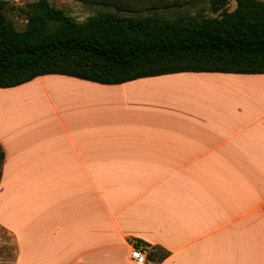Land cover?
<instances>
[{"label": "crops", "instance_id": "obj_1", "mask_svg": "<svg viewBox=\"0 0 264 264\" xmlns=\"http://www.w3.org/2000/svg\"><path fill=\"white\" fill-rule=\"evenodd\" d=\"M0 103L14 264H139L134 242L146 264H264V73L45 74Z\"/></svg>", "mask_w": 264, "mask_h": 264}, {"label": "trees", "instance_id": "obj_2", "mask_svg": "<svg viewBox=\"0 0 264 264\" xmlns=\"http://www.w3.org/2000/svg\"><path fill=\"white\" fill-rule=\"evenodd\" d=\"M94 1L120 12L78 21L51 0H37L20 7L28 20L19 30L6 12L9 1L0 0V87L45 74L119 84L179 72L264 73V0H210L215 16L173 19L122 11L181 7L194 0ZM4 157L0 143V165Z\"/></svg>", "mask_w": 264, "mask_h": 264}, {"label": "rangeland", "instance_id": "obj_3", "mask_svg": "<svg viewBox=\"0 0 264 264\" xmlns=\"http://www.w3.org/2000/svg\"><path fill=\"white\" fill-rule=\"evenodd\" d=\"M6 12L8 17L12 19L19 30H24L27 26L28 15L20 9V7L26 6L31 2L37 0H8ZM51 2L58 8L64 9L67 13L75 17L78 21H84L88 17L102 11L106 12H120L119 9L103 5L94 0H51ZM235 3L232 1L229 8L233 9ZM128 15H143L144 14H157L168 18H177L184 14H192L200 17L203 16H215L216 13L213 10V5L210 0H194L193 2L181 7H162L157 10H138L134 12H124ZM0 106L1 103H0ZM1 109V107H0ZM9 238V237H8ZM15 247L11 241L0 243V264H14Z\"/></svg>", "mask_w": 264, "mask_h": 264}, {"label": "built area", "instance_id": "obj_4", "mask_svg": "<svg viewBox=\"0 0 264 264\" xmlns=\"http://www.w3.org/2000/svg\"><path fill=\"white\" fill-rule=\"evenodd\" d=\"M149 247L143 243L134 242L131 250V259L139 264H146L148 261Z\"/></svg>", "mask_w": 264, "mask_h": 264}]
</instances>
